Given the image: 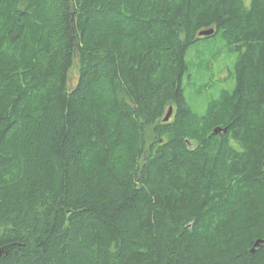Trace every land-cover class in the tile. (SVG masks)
<instances>
[{"label":"trees","instance_id":"1","mask_svg":"<svg viewBox=\"0 0 264 264\" xmlns=\"http://www.w3.org/2000/svg\"><path fill=\"white\" fill-rule=\"evenodd\" d=\"M263 162L264 0H0V264H264Z\"/></svg>","mask_w":264,"mask_h":264},{"label":"rangeland","instance_id":"2","mask_svg":"<svg viewBox=\"0 0 264 264\" xmlns=\"http://www.w3.org/2000/svg\"><path fill=\"white\" fill-rule=\"evenodd\" d=\"M202 38L187 50L186 59L192 80L185 76L183 81L185 97L199 114L205 112L210 99L219 97L223 90H232L235 86L231 75L235 53L224 49L220 34L210 39ZM78 76L79 66L75 60L69 76L70 88L76 85Z\"/></svg>","mask_w":264,"mask_h":264},{"label":"water","instance_id":"3","mask_svg":"<svg viewBox=\"0 0 264 264\" xmlns=\"http://www.w3.org/2000/svg\"><path fill=\"white\" fill-rule=\"evenodd\" d=\"M215 32H216L215 28L206 29V30H203V31L199 32V36L200 37H208V36L213 35ZM172 114H173V107H170V109L167 112L164 120L168 121L171 118ZM221 132H226V128L217 127V128L214 129L213 134H218V133H221ZM263 165H264V162H263ZM262 242H263V240H257L255 245H254V248L252 249V251H255V248ZM10 248H11V246H6L4 248L0 247V257L6 255Z\"/></svg>","mask_w":264,"mask_h":264},{"label":"bare ground","instance_id":"4","mask_svg":"<svg viewBox=\"0 0 264 264\" xmlns=\"http://www.w3.org/2000/svg\"><path fill=\"white\" fill-rule=\"evenodd\" d=\"M259 240H260V239H259ZM255 243H256V242H255ZM254 245H255V244H254ZM0 247H1V248H4V247H6V246H5V245H0ZM1 257H2V256H1Z\"/></svg>","mask_w":264,"mask_h":264}]
</instances>
